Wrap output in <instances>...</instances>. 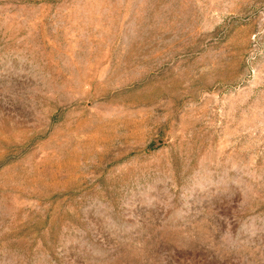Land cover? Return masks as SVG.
Masks as SVG:
<instances>
[{
	"label": "rangeland",
	"instance_id": "rangeland-1",
	"mask_svg": "<svg viewBox=\"0 0 264 264\" xmlns=\"http://www.w3.org/2000/svg\"><path fill=\"white\" fill-rule=\"evenodd\" d=\"M0 264H264V0H0Z\"/></svg>",
	"mask_w": 264,
	"mask_h": 264
}]
</instances>
